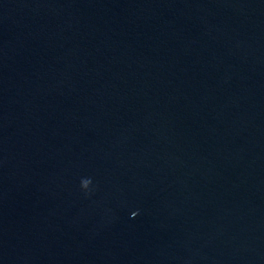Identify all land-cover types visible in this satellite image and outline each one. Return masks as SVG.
Masks as SVG:
<instances>
[{
  "label": "water",
  "instance_id": "95a60500",
  "mask_svg": "<svg viewBox=\"0 0 264 264\" xmlns=\"http://www.w3.org/2000/svg\"><path fill=\"white\" fill-rule=\"evenodd\" d=\"M0 264H264V0H0Z\"/></svg>",
  "mask_w": 264,
  "mask_h": 264
},
{
  "label": "clouds",
  "instance_id": "9594fccd",
  "mask_svg": "<svg viewBox=\"0 0 264 264\" xmlns=\"http://www.w3.org/2000/svg\"><path fill=\"white\" fill-rule=\"evenodd\" d=\"M92 184V181L90 179H84L81 182V186L85 191H88L90 186Z\"/></svg>",
  "mask_w": 264,
  "mask_h": 264
}]
</instances>
